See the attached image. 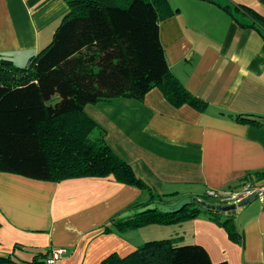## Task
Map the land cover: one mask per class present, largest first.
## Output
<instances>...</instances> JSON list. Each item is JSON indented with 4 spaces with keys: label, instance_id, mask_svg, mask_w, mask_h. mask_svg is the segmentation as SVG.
<instances>
[{
    "label": "crops",
    "instance_id": "0c3cea01",
    "mask_svg": "<svg viewBox=\"0 0 264 264\" xmlns=\"http://www.w3.org/2000/svg\"><path fill=\"white\" fill-rule=\"evenodd\" d=\"M168 2L175 14L159 28L168 65L190 93L209 103L207 111L175 108L154 89L142 102L89 104L86 115L105 131L113 153L168 205L234 190L245 178L264 185V177H255L264 173V128L235 120L264 117V28L246 10L264 18V0ZM67 12L64 0H0V57L27 65L51 43ZM148 200L113 178L54 183L0 173V256L30 260L66 249L55 264H99L112 253H132L149 238L175 235L182 244L204 247L213 263L264 264L260 203L234 215L244 245L230 241L205 214L172 231L104 233L111 219Z\"/></svg>",
    "mask_w": 264,
    "mask_h": 264
},
{
    "label": "trees",
    "instance_id": "16d2710c",
    "mask_svg": "<svg viewBox=\"0 0 264 264\" xmlns=\"http://www.w3.org/2000/svg\"><path fill=\"white\" fill-rule=\"evenodd\" d=\"M64 1L68 12L51 43L27 65L16 66L0 57V173L54 183L113 178L149 195L145 204H133L126 212L153 203L168 205L113 153L105 131L84 109L120 98L142 102L159 89L175 108L188 105L207 111L209 103L190 93L172 73L160 42V23L175 11L168 0ZM246 10L264 28V18ZM56 95L59 101L50 105ZM235 120L264 128V117L238 115ZM255 177L261 179L264 173ZM201 214L222 227L230 241L244 245L235 214L212 212L194 203L174 214L153 211L121 221L117 216L104 226V233L181 225ZM181 243L182 237L145 242L126 256L112 253L99 264H228L213 263L200 245ZM51 253H38L30 260L0 256V264H46Z\"/></svg>",
    "mask_w": 264,
    "mask_h": 264
},
{
    "label": "water",
    "instance_id": "95a60500",
    "mask_svg": "<svg viewBox=\"0 0 264 264\" xmlns=\"http://www.w3.org/2000/svg\"><path fill=\"white\" fill-rule=\"evenodd\" d=\"M255 200V195L250 196L247 199H244L238 204H233V205H216V204H211L201 198L194 197V198H184L181 201H179L175 205H165V204H150L148 206L142 207L140 209H137L135 211H129L120 217L117 218V221H121L130 217H133L138 214H143L147 212H153V211H159L163 214H174L178 213L180 210H182L184 207L190 205V204H197L201 206L202 208L212 211V212H217L220 214H237L243 209L252 203Z\"/></svg>",
    "mask_w": 264,
    "mask_h": 264
},
{
    "label": "built area",
    "instance_id": "2783aa9c",
    "mask_svg": "<svg viewBox=\"0 0 264 264\" xmlns=\"http://www.w3.org/2000/svg\"><path fill=\"white\" fill-rule=\"evenodd\" d=\"M252 195H255V200L264 208V185L250 181H244L238 188L225 193L209 191L206 196L217 201L218 205H233L240 203ZM66 253V249L54 250L46 260V264H55Z\"/></svg>",
    "mask_w": 264,
    "mask_h": 264
},
{
    "label": "rangeland",
    "instance_id": "374dc122",
    "mask_svg": "<svg viewBox=\"0 0 264 264\" xmlns=\"http://www.w3.org/2000/svg\"><path fill=\"white\" fill-rule=\"evenodd\" d=\"M59 101V97L56 95V96H54L53 97V99L51 100V102L49 103L50 105H54V104H56L57 102ZM209 202H217V201H215L214 199H207ZM252 204L254 205V206H258L259 205V202L257 201V200H254L253 202H252ZM199 206V205H198ZM153 227V228H152ZM155 227V228H154ZM145 230H143L144 232V234H145V232H149V231H154V230H150V229H156V231H158V229H161V230H159V231H164L165 229H167L168 231H172L173 229H174V226L173 225H169V226H166V225H149V226H145V227H143ZM142 228V229H143ZM147 229H149V230H147ZM156 234V233H155ZM174 236L175 235H171V236H168V237H164V238H162V237H158V238H149V239H147V241H144V243L145 242H149V241H155V240H162V239H165V238H167V239H172V238H174ZM144 243H142V244H144ZM182 244V243H181Z\"/></svg>",
    "mask_w": 264,
    "mask_h": 264
}]
</instances>
